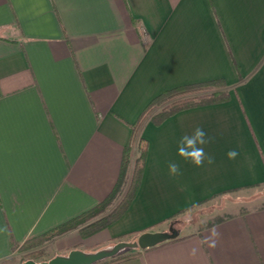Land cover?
<instances>
[{"label":"crops","instance_id":"1","mask_svg":"<svg viewBox=\"0 0 264 264\" xmlns=\"http://www.w3.org/2000/svg\"><path fill=\"white\" fill-rule=\"evenodd\" d=\"M216 79L224 101L144 119L128 206L92 234L53 237L52 257L172 229L176 237L113 264H264V203L205 223L220 233L214 249L199 244L208 231L197 226L212 213L181 217L264 185V0H0V264L111 194L130 125L152 99ZM197 126L215 137L205 147L215 163L201 168L176 155ZM135 157L136 146L122 185ZM170 161L182 174L169 175Z\"/></svg>","mask_w":264,"mask_h":264},{"label":"trees","instance_id":"2","mask_svg":"<svg viewBox=\"0 0 264 264\" xmlns=\"http://www.w3.org/2000/svg\"><path fill=\"white\" fill-rule=\"evenodd\" d=\"M225 84L221 79H216V80H210V81H204L200 83H192V84H186L182 85L176 88L168 89L166 91L161 92L158 96H156L154 99H152L146 106L145 109L142 111L140 114L139 118L136 119L137 121L130 125V135H129V142L126 144V148L124 151L123 155V164H122V171H124V168L127 167L130 161L131 157V150L133 149L134 146L137 148V157H135L134 164H133V169L132 175L130 178V181L128 183V190L125 193V196H123V200L119 203L118 207L116 210H114V213H111V215H108L107 217L100 218L90 224H87L86 226L79 227L81 223L86 221L88 218L92 217L96 212V210H99L101 207H104L106 204L110 203L114 197L117 196V194L120 191V188L123 183V172H121V177L116 183L115 189L111 192V194L106 197V199L97 205H95L91 210L89 209L88 211H85L84 213L60 224L57 225L55 228L49 230L45 234L31 238L28 241H37V240H46V239H51L53 237L62 235L70 230H73L75 228L79 227V232L83 236H86L88 234H92L93 232H96L104 227H106L110 222H113L117 217L126 209L128 206L130 200L132 199V196H134V193L138 187L140 176H141V169L143 168V163H144V157H145V148L140 145L139 143V138H138V133L139 128L144 122L145 118L151 119L155 124L161 122L164 120V118L177 113L178 111L189 108V107H194V106H199V105H204V104H209V103H215V102H220L224 101L225 99L228 98L227 95V90H213L215 88H222L224 87ZM212 90L211 93L207 95H200L197 96L196 98L193 99H184V100H178L176 102L165 104L164 106H160L166 101H169L171 98H176L178 96H182L184 94H189L192 93L193 91H201V90ZM220 219H217L216 221H219ZM26 241L23 243L20 248H24L27 244ZM137 252L134 253H124L122 254L121 252L117 254L116 256H113L108 259H104L102 261H98L95 264H113L121 260H126L130 259L134 256H136Z\"/></svg>","mask_w":264,"mask_h":264},{"label":"rangeland","instance_id":"3","mask_svg":"<svg viewBox=\"0 0 264 264\" xmlns=\"http://www.w3.org/2000/svg\"><path fill=\"white\" fill-rule=\"evenodd\" d=\"M224 90L226 87L222 88H215L213 90ZM212 90H199V91H193L192 93L189 94H184L182 96H178L176 98H171L169 101H166L160 106H164L166 103L169 104L176 102L178 100H184V99H193L196 98L197 96H202V95H207L211 93ZM138 153V152H137ZM128 190V185L126 186L123 184L120 188L119 193L117 194L114 199L106 204L104 207H101L99 210H96L95 214L88 218L86 221L80 224L79 227L86 226L87 224H90L100 218L107 217L108 215H111V213H114L116 208L118 207L119 203L124 199L123 196H125L126 191ZM234 199V198H233ZM227 198H217L214 201H211L203 206H201V210L198 208L197 210H194L190 212L187 215L181 216L183 219H188V220H194L197 216L200 215L201 212H207V213H212L214 216H210V218L206 219H197L200 221V223L197 226H203L205 223L208 221H213L216 220V218H220L224 212H227L229 208L233 210H239L240 212L246 211L252 207L256 206H261L264 203V185H259L254 188H251L249 190L241 191L239 192V197L237 201L239 202H233V204H230ZM236 200V199H234ZM201 211V212H200ZM200 212V213H199ZM217 215V216H216ZM209 217V216H208ZM137 236L134 237H126L125 239H122L124 241H134ZM52 239V238H51ZM51 239H46V240H37V241H28L26 246L24 248L18 249L16 252L15 256L11 258L7 264H21L23 261H26L28 259H32L36 262H40L43 260H48L52 257L53 252L52 247L50 246V240ZM116 243V242H115ZM112 246V245H111ZM109 247V246H108ZM104 248V247H102ZM101 249V248H99ZM97 250V249H95ZM93 250V251H95ZM134 249H128V250H123L121 251L122 254Z\"/></svg>","mask_w":264,"mask_h":264},{"label":"clouds","instance_id":"4","mask_svg":"<svg viewBox=\"0 0 264 264\" xmlns=\"http://www.w3.org/2000/svg\"><path fill=\"white\" fill-rule=\"evenodd\" d=\"M215 141L214 136H209L208 133L200 126L195 127L192 132L183 134L176 145V155L185 163H190L196 168H201L207 163L213 165L215 157L205 151V147ZM239 152L236 149H229L226 152L228 160H235ZM168 173L170 176H177L182 174L180 164L175 161L168 163ZM205 227L208 235L199 240L201 246L207 245L208 248L214 249L217 246V240L220 235L215 224L211 228ZM6 231V229H3ZM196 249H193V254Z\"/></svg>","mask_w":264,"mask_h":264},{"label":"water","instance_id":"5","mask_svg":"<svg viewBox=\"0 0 264 264\" xmlns=\"http://www.w3.org/2000/svg\"><path fill=\"white\" fill-rule=\"evenodd\" d=\"M175 230L168 232H142L137 235L134 241H117L112 246L97 249L95 251H82L72 249L66 255H57L48 260L36 262L32 259L23 261L21 264H95L98 261L106 260L116 256L123 250L145 249L155 246L163 241L177 236Z\"/></svg>","mask_w":264,"mask_h":264}]
</instances>
